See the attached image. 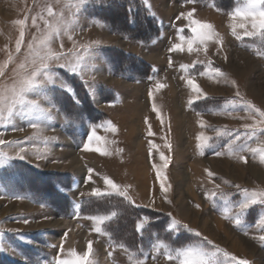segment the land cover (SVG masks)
Returning a JSON list of instances; mask_svg holds the SVG:
<instances>
[{"label":"rangeland","instance_id":"1","mask_svg":"<svg viewBox=\"0 0 264 264\" xmlns=\"http://www.w3.org/2000/svg\"><path fill=\"white\" fill-rule=\"evenodd\" d=\"M98 1L91 0L78 8L77 0H0V64L7 62L11 53L13 59L6 69L9 76L24 60L33 37L40 38L45 31L44 20L38 18L37 27L32 17L42 13L45 19L54 20L47 16V5L57 15L63 13L69 26L67 32L53 38L52 48L83 55L89 64L83 78L54 68L57 86L50 87L49 96L56 107L52 108V119L42 122V134L28 126L31 118L24 115L14 114L0 122V138L20 142L0 146L11 157L0 166V243L5 247V251H0V264H44L58 257L71 259L72 250L84 254L88 241L93 242L90 258L95 264H136L138 260L144 264H179V259L168 260L165 250L157 251L155 245L163 242L173 248L187 246L188 235L195 238L190 244L207 237L213 245L240 259L264 264V243L259 240L264 232L257 226L264 206L251 208L239 226L234 220L244 189L249 193L264 191L260 154L240 152L237 146L245 142L252 148L264 146L260 143L264 133L257 130L256 137L247 139L244 126L254 121L247 118L242 106L236 110L230 105L225 108L228 100L236 98L238 90L245 100L264 110V51L256 44L260 37L245 36L246 29L252 30L251 24L239 17L233 20L229 15L242 6L243 0H234L231 12L218 11L210 2L148 0L146 6L160 29L150 43L124 35L126 31L135 35L137 29H129L127 18L119 9H109L102 19L91 16L88 8L98 5ZM193 9L192 18L213 25L212 31L222 37L223 43H217L213 37L194 43L192 52H188L186 43L182 52L169 51L173 44L182 43L180 35L192 36L189 21L181 14ZM26 16L25 25L16 23ZM240 23L246 27L240 28ZM233 24L237 25L241 39L232 35ZM21 27L24 42L21 52L16 53ZM147 28L144 27L146 33ZM152 33L150 30L151 38ZM95 42H99L98 48ZM84 46L93 47L85 53ZM214 68L225 75L217 76ZM189 78L204 94L200 99L195 98L197 93L187 84ZM61 80L74 87L79 104L58 86ZM157 81L165 87L157 90ZM30 98L40 100L34 94ZM190 100L193 103L189 104ZM41 103L50 107L44 101ZM230 111L232 115H228ZM107 122L117 131L112 132ZM201 132L212 145L204 149L203 155L196 139ZM236 135L241 139L230 152L228 141ZM90 136H94L91 150H86L84 145L89 143ZM166 141L171 143V150L165 147ZM19 147L26 149L23 160L17 158ZM97 148L108 154L95 151ZM216 151L223 155L216 156ZM160 152L171 158L168 168L162 169L165 183L171 185L167 192L161 190L153 167L163 163ZM238 155H244L248 162L239 160ZM89 169L94 170L91 180ZM206 169L214 173L211 179ZM105 177L121 189L127 188L135 206L115 194L92 196L93 188L108 190ZM90 199L95 200L94 207L87 203ZM137 209L140 211L135 213ZM225 210L229 218H225ZM113 211L117 215L104 224L88 219ZM145 217L148 219L138 232L136 224ZM172 218L201 236L186 229L178 234L169 231ZM24 219L29 222L23 223ZM96 227L101 228V233L95 231ZM205 246L214 250L206 241Z\"/></svg>","mask_w":264,"mask_h":264},{"label":"snow or ice","instance_id":"2","mask_svg":"<svg viewBox=\"0 0 264 264\" xmlns=\"http://www.w3.org/2000/svg\"><path fill=\"white\" fill-rule=\"evenodd\" d=\"M60 0H57L59 3ZM91 2V0H77V7L86 5ZM188 3H195L196 0H187ZM148 3V0H145V4ZM150 8V5H149ZM48 17H53L54 20L50 21L45 19L44 15L41 13L39 16L32 17V23L34 26H37V19L44 20L45 31L40 38L33 37V42L28 44V53L25 56L24 60L18 64L17 67L11 70L12 75L9 76L8 65L12 62V55L9 54L8 61L0 64V122L4 120L11 119L14 114L24 115L30 117L31 119L28 122V126L36 129L37 134H42L44 127L43 121L52 119V108H55V102L49 96L50 87L57 86V74L54 71V68L59 67L64 69L70 75L82 77L84 71L88 68L89 64L85 60L83 55H79L78 53H74L71 50L68 53L63 51H55L52 48V42L54 37H59L61 32L68 31V25L64 21L63 13L57 15L53 7L51 5H47L45 8ZM195 9L189 11L187 13H182L181 15L189 21V28L192 33V36L185 37L184 35L179 36V40L182 43L173 44L169 51H184L183 44H187L188 52H192L193 45L196 42L204 43L208 39H212L215 37L216 42L222 44V37L219 36L218 33H214L212 31L213 25L207 22H201L199 20L193 19V13ZM230 17L235 20L237 17L242 20L248 21L251 24L252 30H245L244 35L249 37L259 36L261 42L264 43V0H243L242 6L236 7L234 12L229 13ZM28 17L26 16L23 20H17L16 23L18 25H25ZM240 28H245L244 23H240L238 25ZM236 24L232 25V35L237 39H241L242 37L236 32ZM183 32V29L179 30ZM69 39H72V36H68ZM24 42V30L21 27L19 39L16 40L15 51L16 53L21 52V46ZM75 43V42H74ZM95 47H99V42H95ZM85 53L89 52V48L93 46H84ZM63 48V45H61ZM198 50V49H197ZM206 51V49H205ZM42 53V54H41ZM69 56H74V59H69ZM94 59V57H91ZM226 58V57H225ZM171 63V61H170ZM211 63V62H209ZM187 68L188 66H183ZM213 71L217 76H224L225 74L220 71L219 68H214ZM201 75H206V73L202 72ZM10 81V83H9ZM187 84L192 88V90L197 93L196 99H200L202 95L201 89L197 85L194 79L189 78L187 80ZM234 87L238 86L235 84V81H232ZM65 92L73 96L74 102L79 104L80 100L75 97V89L74 87L68 83L67 81L61 80L59 85ZM165 87L164 84H161L157 81L155 88L161 89ZM35 95L40 97V100L30 98V95ZM149 96H152V92H149ZM234 99L228 100L225 104V108L228 106H232L233 110H236L237 107L242 106L243 111H245L248 115L247 118L254 121L253 124L245 125L246 136L247 139H252L256 137L257 130L259 132L264 133V110L257 108L255 105L251 103V101L245 100L240 92L237 90L235 93ZM44 101L50 105V107H44L41 103ZM193 103L192 100L189 101V104ZM153 110H155V105H153ZM6 114V115H5ZM228 115H232V112H228ZM258 117V118H257ZM244 117H241L243 119ZM110 130L112 132H116L117 128L111 124V122H107ZM147 123V121H146ZM201 126H204V121H200ZM151 127L149 126L148 135H152ZM94 136H90L88 138L89 143L85 144L84 147L86 150L90 149V144L93 140ZM96 140H100V137H95ZM196 139L200 142L198 147L200 149V154H204V149L208 147H212L208 143L210 140L203 132H201ZM241 137L236 135L234 139H230L228 141L229 151L232 152L233 146L236 145V142L239 141ZM258 139V137H257ZM49 141L46 139L45 143L47 144ZM6 143L12 145H18L20 142L12 141L6 142L4 139L0 138V146L5 145ZM151 143V142H150ZM262 145H264V141H260ZM152 147H157L156 145H152ZM165 147L171 150V143L166 141ZM240 152L249 151L253 154L259 153L261 163H264V146L259 148H252L246 142L237 146ZM95 151L101 152L104 154H108L106 151L97 148ZM26 152L24 147H19L17 152V158L23 160L25 156L23 153ZM216 156L223 155V152L216 151ZM160 160L163 162L162 165H153L156 168L157 179L160 182V188L163 192H167L170 188V184H166V176L163 174L162 169H167L170 157L166 156L163 152L159 153ZM238 159L247 163V158L244 155H238ZM11 160V157H8L7 153L0 150V166H4ZM94 170L89 169V180H91V173ZM208 174L209 179L214 176L209 170H205ZM104 184L107 186V191H102L99 188H93L91 191V195L94 197H104V196H112L118 195L127 200L130 204L135 206V202L131 196L128 195L127 188L121 189V187L116 184L112 179L105 177ZM130 187V186H129ZM217 189H219V185H216ZM239 187V186H236ZM244 196L243 199L236 205V214L234 217L235 224L239 226L242 222V217L246 212H248L251 208L256 205L264 206V191L260 192H251L249 193L247 189L243 190ZM224 196V194H221ZM15 199H22L23 197H14ZM167 199V197H165ZM171 203V201H168ZM227 203V200H226ZM80 205H76V208L79 209ZM197 208L200 205H196ZM117 213L113 211L110 215H93L88 217L98 224H104L105 222L111 220L115 217ZM169 216L171 214L169 213ZM225 218H229L227 216V210H225ZM147 217L138 221L136 224V230L139 232L143 227L145 221H147ZM29 221L27 219L23 220V223L27 224ZM259 229L264 232V214H261L258 218ZM169 231L178 234L181 229H186L188 232L193 233L196 237H200L201 234L194 229L189 228L187 225L181 224L178 220L172 218L171 222L168 226ZM95 231L97 233H101V228L96 227ZM2 235V233H0ZM23 239V237H21ZM259 240L264 243V235L259 236ZM205 241L207 245H212V251H209L205 246ZM120 247H124V245H120ZM163 248L165 250V256L168 260L179 259V264H251L247 259H240L235 255L228 253L225 249L220 248L217 245H213L212 241L208 240L207 237H202L195 243L189 244L187 246H176L172 247L168 244H164L160 242L155 245V249L159 251V249ZM0 251H5V247L2 243H0ZM61 252H63V242L61 244ZM93 253V242L88 241L87 250L83 255L78 254L75 250H72L70 255L71 259H63L56 258L54 262L45 261L44 264H95V262L90 258ZM111 256L112 254L109 253ZM147 257H145L146 259ZM136 264H144L143 260H138Z\"/></svg>","mask_w":264,"mask_h":264},{"label":"trees","instance_id":"3","mask_svg":"<svg viewBox=\"0 0 264 264\" xmlns=\"http://www.w3.org/2000/svg\"><path fill=\"white\" fill-rule=\"evenodd\" d=\"M196 2H200V3L210 2V4H212L216 10L222 12H231L232 7L234 5V0H196ZM111 8L119 9L123 12L122 16L124 18L125 17L127 18L128 22H126V25H129V29H131V27L137 29L135 35H130L128 34L129 32L126 31L124 32L125 36L127 35V37L132 39L134 37H137L136 39L137 41H141L143 43H150L160 33L159 24L157 20L152 16V14L148 10L143 0H99L98 5L96 4L95 7L92 6L88 8V10L90 11L89 14L91 16H95L99 19H102L100 17L105 16L104 13L112 10ZM129 21L131 24L129 23ZM144 27L149 28V29L147 28V33L144 31ZM150 30L153 31L152 38L150 37ZM256 44L260 49L264 51V43L261 42L260 38L257 39ZM143 65H146V63L143 62ZM149 69L151 70L152 68L150 67ZM94 201L95 200L90 199L89 201H87V203H89V205L91 204L92 207ZM83 206H84V202L82 203V208ZM86 207H88V204L87 206H85V208ZM134 211L135 213H137V211L140 210L137 209ZM194 239L195 238L193 236L188 235L185 240V243L188 242L190 244Z\"/></svg>","mask_w":264,"mask_h":264},{"label":"bare ground","instance_id":"4","mask_svg":"<svg viewBox=\"0 0 264 264\" xmlns=\"http://www.w3.org/2000/svg\"><path fill=\"white\" fill-rule=\"evenodd\" d=\"M131 129H132V128H131ZM134 130H135V129H134ZM134 130L131 132L132 135H134V133H133ZM252 171H253V173H254L255 175H258L257 171H255V170H252Z\"/></svg>","mask_w":264,"mask_h":264}]
</instances>
